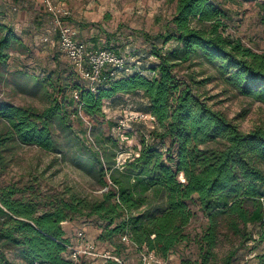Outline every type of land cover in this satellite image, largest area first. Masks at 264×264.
<instances>
[{"label": "trees", "instance_id": "trees-1", "mask_svg": "<svg viewBox=\"0 0 264 264\" xmlns=\"http://www.w3.org/2000/svg\"><path fill=\"white\" fill-rule=\"evenodd\" d=\"M173 1V17L166 31L155 36L150 56L143 58L137 51L123 55L105 47L125 56L126 65L105 69L96 91L73 65L65 83L54 88L63 95L61 101L55 99L56 105L39 111L0 103V164L6 148L17 142L64 153L55 121L67 130H72L73 117L83 124L79 110L70 109L77 103L86 115L96 118L107 116V108L125 107L130 98L141 96L143 102L135 101L136 109L156 118L149 130L145 122H136L142 130L141 145L122 164L112 136L97 132L91 147L78 138L89 150L91 165L105 189L98 198L75 193L66 198L67 191L54 195L52 208L40 212L37 201L18 197L25 188L0 187V242L21 248L31 264H75L66 258L73 241L67 228L78 219L99 224L102 232L96 241L113 255L128 258L145 246L167 259L176 247L192 240L187 227L198 209L207 218L195 240L200 264H209L216 256L223 228L250 240L253 232L246 227L264 226V126L243 131L203 98L199 90L209 78L198 80L196 72L181 78L177 70L186 64L190 69L202 58L201 63L210 64L215 77L236 93L264 103V52L227 31L228 22L233 21L230 4L259 0ZM9 3L13 2L0 5V68L8 64L15 46L22 44L3 20ZM258 5L264 11V0ZM81 40L90 49H101L100 35ZM66 139L72 142L71 137ZM124 235L137 249H130L122 240ZM259 239L264 241V227ZM2 249L0 245V264H9ZM260 258L262 264L264 254ZM105 262L119 264L113 259ZM225 264H230V257Z\"/></svg>", "mask_w": 264, "mask_h": 264}, {"label": "rangeland", "instance_id": "rangeland-1", "mask_svg": "<svg viewBox=\"0 0 264 264\" xmlns=\"http://www.w3.org/2000/svg\"><path fill=\"white\" fill-rule=\"evenodd\" d=\"M6 1L8 2L0 0V5L3 6ZM262 1L230 4L233 21L228 22L227 29L229 33L241 37L246 44L260 52H264V11L258 5ZM11 2L13 3L5 8L3 20L21 38L22 44L15 46L8 64L0 68V103L34 107L42 111L56 105L57 98L59 101L63 99V95L56 93L54 88L65 83V77L70 75L74 66L53 42L51 16L45 8L44 0ZM54 2L61 8L66 21L69 17L72 18L69 20L73 22H67L73 29L81 27L87 37L93 31L100 33L102 49H115L123 55L137 51L143 58L151 55L155 36L166 31L176 6L173 0H69L74 6L71 12L67 0ZM46 37L49 39L46 40ZM115 43L117 46H114ZM201 59L195 60L198 63L190 69L188 64L182 68L177 67L181 78L188 76L189 72H196L198 80L209 78L199 90L203 98H207L213 108L234 119L243 131L264 126V103L236 93L218 79L219 76L215 77V69L208 63L202 64ZM50 81H53V86ZM135 98H130L129 102L123 104L125 107L107 108V116L96 118L86 115L80 107L81 104L72 105L71 111L78 109L84 121L82 124L74 117L71 118L72 130H67L55 121L64 153L45 151L36 145L18 142L9 145L3 153L5 160L0 164V187L13 184L25 188L26 191L19 193L18 197L37 201L40 212L52 208L53 197L59 193L64 192L66 195L68 191L66 198L70 193L91 199L100 197L105 189L99 183L97 173L91 165L93 162L89 150L82 147L78 138L84 139L86 146L91 147L94 146L92 140L96 141L94 135L97 132L104 137L112 136L118 142L120 164L135 156L142 141L141 126L137 124L139 121L124 119L125 126L121 128L111 124L119 123L127 115L123 109L138 110V106L134 104L143 101L141 96ZM145 124L148 130L153 128L149 121ZM93 126H96L95 130ZM144 132L147 134L146 130ZM70 137L72 142L66 139ZM195 211L192 223L187 227L192 240L176 247L167 258L168 264H200L201 257L195 240L203 233L207 218L198 209ZM1 222L0 220V225ZM90 226L98 230V235L102 232V228L93 219L87 222L84 219L74 220L68 226L67 232L74 239L80 230L87 234L84 228ZM262 227L264 226L261 224L246 227L253 232V239L250 240L243 239L242 235H233L223 228L221 240L214 250L216 256L211 258L209 264H225L228 257L230 264H261L263 260L260 256L264 254V241L259 239ZM0 245L9 264H31L23 258L21 248L6 244L5 241H1ZM105 263L101 260V264Z\"/></svg>", "mask_w": 264, "mask_h": 264}, {"label": "built area", "instance_id": "built-area-1", "mask_svg": "<svg viewBox=\"0 0 264 264\" xmlns=\"http://www.w3.org/2000/svg\"><path fill=\"white\" fill-rule=\"evenodd\" d=\"M44 4L51 16L53 42L58 46L60 52L73 63L80 76L89 82L93 91L98 89L97 86L103 78L105 69L109 66L116 69L125 67L127 60L125 56L118 55L113 50L106 48L90 49L85 41L79 39L76 31L64 19L61 8L54 0H44ZM48 39L46 37V40ZM75 97L79 98V95L75 93ZM123 111H126L127 115L120 120L118 128L125 126L126 121L145 123L149 121L153 127L155 126L156 118L151 113L140 110L133 111L132 109H123ZM122 240L129 245L130 249H137L138 246L130 239L129 235H124ZM112 253L110 249L101 247L96 240L90 239L84 231L80 230L76 238L68 245L66 258L76 263L91 257L113 259L119 264L131 263L128 258H120ZM136 255V264H168L166 258L161 257L154 250H149L145 246L141 250L138 249Z\"/></svg>", "mask_w": 264, "mask_h": 264}, {"label": "crops", "instance_id": "crops-1", "mask_svg": "<svg viewBox=\"0 0 264 264\" xmlns=\"http://www.w3.org/2000/svg\"><path fill=\"white\" fill-rule=\"evenodd\" d=\"M9 1H11V0H9ZM18 1H20V0H18ZM63 3V2H62ZM66 4V3H65ZM67 4H68V6H69V10L71 11V12H73V7L74 6H72L71 4H70V2H69V0H67ZM69 19H72L71 17L70 18H68V20L67 21H69V22H73V20L72 21H70ZM75 23V22H74ZM71 25H73V24H71ZM75 27V26H74ZM74 29H76V31H77V33L78 34H80L79 35V37H80V39L82 38H84V39H87V38H89V37H91V39H92V37H97V36H99L98 34H100V33H94V31L92 32V34L91 35H89L88 37H87V35H86V32H84L82 29H81V27L79 28V27H75ZM85 229V231H87V235H88V237L90 238V239H94V240H97V237L99 236L98 235V230L97 229H95L94 227H88V228H84ZM128 259H129V261L131 262L130 264H136V262H137V255H132V256H129L128 257ZM101 260H104L105 261V259H103V258H101V257H91V258H85V259H83L81 262H79L80 264H101Z\"/></svg>", "mask_w": 264, "mask_h": 264}]
</instances>
